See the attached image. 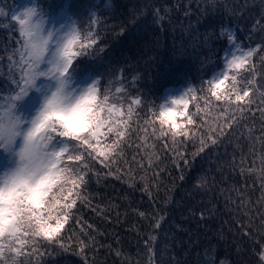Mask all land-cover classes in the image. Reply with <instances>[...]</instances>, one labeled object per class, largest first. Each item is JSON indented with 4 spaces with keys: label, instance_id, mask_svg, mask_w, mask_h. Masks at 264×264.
<instances>
[{
    "label": "snow or ice",
    "instance_id": "obj_1",
    "mask_svg": "<svg viewBox=\"0 0 264 264\" xmlns=\"http://www.w3.org/2000/svg\"><path fill=\"white\" fill-rule=\"evenodd\" d=\"M205 2L213 12L223 5V0L220 4L218 0ZM200 3L189 0L180 7L189 18L198 10L207 14ZM144 7L153 22L166 30V17L172 9L156 0ZM259 7L257 18L254 5H223L226 15L244 24L240 31L248 43L224 27L218 34L215 30L207 32L203 44L210 55L202 61L206 72L220 66L212 62L210 41L227 34L228 43L239 55L237 51L226 53L220 71L210 78L201 77L199 88L188 84L154 100H148L137 87L142 79L139 73L128 79L127 69L118 71L106 61L109 54L100 46L103 21L98 12L90 11L81 20L76 5L57 0H28L12 11L3 28L7 35L0 37V264H57L45 258L70 251V241L75 242L76 254L83 257L84 264H89L85 250L95 249L99 241L93 226L78 213L84 208L98 216L103 212L98 205L93 206L96 197L90 192L93 177L99 181L102 172L96 165L108 169L105 176L115 174L117 178H122L121 160L129 163L128 172L132 171L131 163L143 170L145 159L149 169L158 167L153 162L155 154L146 146L149 140L153 148L165 141L164 149L173 154L177 167L180 161L190 164L186 158L190 148L195 149L191 152L193 160H206L227 141L223 158L217 157L216 175L208 177L207 172L212 171L209 161L194 189L205 195L215 193L224 182V173L233 174L235 183L219 188L215 198H224L225 210L234 217L232 222L240 224L241 238L246 236L254 246L259 245L256 264H264V243H260L264 241V55H260L264 53V0ZM5 15L0 8V17ZM198 36L193 38L197 43ZM254 55L260 57L259 66ZM205 64L211 68H204ZM193 103L195 112L190 108ZM213 110L215 126L207 118ZM141 131L146 135L141 137ZM133 146L136 153L143 149L146 155L137 159L134 154L128 162L126 154ZM227 147L232 148L230 154ZM229 155L231 160L226 159ZM150 187L146 185L143 190L147 192ZM209 211L202 209L199 220L204 221ZM211 211L216 214L215 204ZM139 215L155 220L157 214ZM149 228L143 255H147L148 264H165L156 259L158 241L152 235L156 228H162L161 221L156 220L154 227L149 221ZM174 239L165 236L163 242ZM116 254L124 255L118 249ZM196 264H217L211 245L203 256L198 254Z\"/></svg>",
    "mask_w": 264,
    "mask_h": 264
},
{
    "label": "trees",
    "instance_id": "obj_2",
    "mask_svg": "<svg viewBox=\"0 0 264 264\" xmlns=\"http://www.w3.org/2000/svg\"><path fill=\"white\" fill-rule=\"evenodd\" d=\"M19 2L21 0H0V8H3L6 14L0 17V37L7 35L3 31L4 25L9 23L8 16ZM57 2L76 5L77 15L81 20H85L90 11L99 13L103 21L100 26V46L109 54L106 61L110 60L118 71L127 69L125 76L128 79L139 73L142 79L137 87L147 95L148 100L157 99L170 88L184 89L188 84L199 88L201 77L210 78L213 72L220 71L223 67L221 61L230 46L227 34L209 42L214 53L211 56L212 62L220 66L206 72L202 69V61L210 55L208 47L203 44L204 34L207 32L215 30L218 34L220 28L224 27L233 33H239L240 39L248 43L245 34L240 31L244 24L236 23L231 15H226L223 5L231 8L236 3H248L254 5L257 18L260 12V0H223L220 10L215 12L207 8L205 0H201L200 9L207 8V14L202 15L198 10L192 12L189 18L185 16V8L180 7L187 5L189 0H156L157 4L172 9L166 17L165 30L153 22L149 10L144 7V4L152 0H57ZM191 7L196 9L197 6L192 3ZM248 28H251L250 24ZM197 33L199 43L193 39L197 37ZM256 43H259V40ZM252 46L255 47V44ZM253 60L259 66L260 57L254 55ZM204 68H211V65L205 64ZM190 108L193 112L196 111L194 103L190 104ZM203 111L208 110L205 108ZM215 117L214 110L207 115L212 126H215ZM151 132L149 128L147 135L150 136ZM144 135L146 134L141 131L140 136ZM167 142L171 145L170 139ZM164 143L165 141L161 140L153 148L152 140H149L146 145L149 152L155 154L153 162L158 163V167L149 169V161L145 159L143 170L138 169L135 163H131L132 171L128 172L129 163L121 160L122 178H117L115 174L105 176L104 173L108 169L96 165L102 172L99 181L93 177L90 192L96 197L92 201L93 206L98 205L103 212L98 216L91 209L84 208L78 213L93 226L95 229L93 235L99 241L95 249L85 250L89 264L92 261L96 264H148L147 255H143L146 252L145 233L151 231L149 221L154 227L156 220H160L162 224V228L152 231V235L156 236L158 241L157 261L162 259L165 264H196L198 254L203 256L204 249L211 245L217 264H256L260 252L259 245L254 246L246 236L241 238L242 231H238L240 224L232 222L234 217L228 215L225 210L224 198H215L219 196V188L229 187L235 183L233 174L227 171L224 173V182L218 185L215 193L205 195L194 189L198 183L197 177L209 168V161L212 162V171L207 172V175L210 179L216 175V163L219 162L217 157L223 158L227 141L220 146L216 155L209 156L206 160L199 158L193 160L191 152L195 149L190 148L186 154L190 164L186 166L180 161L179 167L173 161V154L164 149ZM227 152L230 154L232 148L227 147ZM134 154L137 155V159L140 155H146L143 149L136 153L133 146L127 151L126 160L132 162ZM156 157L160 158L159 161H156ZM226 159L231 160V155ZM255 164L259 168L258 158ZM115 171L113 168L114 173ZM181 176H184L183 180L180 179ZM239 179L242 183V178ZM133 183L135 187L130 186ZM248 183L251 184L252 181ZM146 185L151 186L147 192L143 190ZM256 195L259 196L260 193L257 192ZM213 204L216 205V214L211 211ZM204 208L210 211L205 213L206 219L200 221L199 216ZM141 212H155L156 219L153 220L149 216V220H145L139 215ZM192 213H195V217ZM165 236L175 239L165 244L163 242ZM69 244L70 251L45 259L55 260L57 264H84L83 257L76 254L78 248L75 242L70 241ZM100 244L105 247H100ZM107 246H111L112 251H109ZM116 249L124 255L117 256Z\"/></svg>",
    "mask_w": 264,
    "mask_h": 264
},
{
    "label": "rangeland",
    "instance_id": "obj_3",
    "mask_svg": "<svg viewBox=\"0 0 264 264\" xmlns=\"http://www.w3.org/2000/svg\"><path fill=\"white\" fill-rule=\"evenodd\" d=\"M27 3H28V0H21V2H19V3L16 5V7L13 9V11L16 10V9H20V8H22V7L25 6ZM231 32L233 33V31H231ZM233 51H237V50L234 48V46H233L232 44H230V46H229L228 50L226 51V53H231V52H233ZM225 55H226V54H225ZM237 55H239V52H238V51H237ZM169 90H175V89L170 88ZM180 90H183V89H182V88H179V89H177V90H175V91H180Z\"/></svg>",
    "mask_w": 264,
    "mask_h": 264
}]
</instances>
